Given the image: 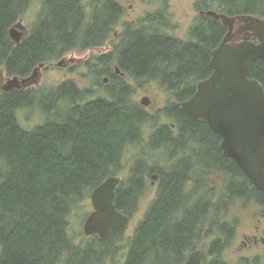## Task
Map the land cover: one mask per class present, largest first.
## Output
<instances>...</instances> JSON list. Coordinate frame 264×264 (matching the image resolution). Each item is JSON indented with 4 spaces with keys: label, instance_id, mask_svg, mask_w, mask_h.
Instances as JSON below:
<instances>
[{
    "label": "trees",
    "instance_id": "obj_1",
    "mask_svg": "<svg viewBox=\"0 0 264 264\" xmlns=\"http://www.w3.org/2000/svg\"><path fill=\"white\" fill-rule=\"evenodd\" d=\"M31 1L0 0V69L6 76L26 78L40 65L111 41L110 53L85 64L102 78L100 86L105 77L110 83L104 97L90 101H85L90 91L72 81L47 90H0V264H106L122 231L76 245L68 218L96 187L125 171V155L141 146L144 126L156 130L118 185L116 209L131 217L147 178L155 174L158 186L124 264H183L204 238L221 237L219 252L234 236L229 209L251 205L254 190L240 168L223 157L221 139L206 122L189 121L180 104L211 76L212 53L227 34L222 22L206 13L264 21V0H198L187 41L163 32L169 27V0H162L159 12L125 24L117 38L113 32L123 16L117 2L90 0L84 6L81 0H42L36 23L17 45L8 32ZM248 78L264 91V61L251 64ZM126 79L139 86L156 83L175 104L148 114L132 101ZM36 105L52 119L26 131L17 111ZM160 116L168 124L157 128ZM217 254L201 264H227Z\"/></svg>",
    "mask_w": 264,
    "mask_h": 264
},
{
    "label": "water",
    "instance_id": "obj_2",
    "mask_svg": "<svg viewBox=\"0 0 264 264\" xmlns=\"http://www.w3.org/2000/svg\"><path fill=\"white\" fill-rule=\"evenodd\" d=\"M207 17L221 21L227 34L220 46L212 53L211 76L196 86L194 95L180 104V109L191 122L204 121L209 129L221 139L220 149L226 159L232 160L242 171L248 183L257 191L264 190V91L255 80L248 78L251 64L264 61V21L259 18H229L215 12H207ZM243 23L247 29V40L232 43L236 23ZM9 38L20 44L25 34L13 27ZM60 62L58 66H61ZM38 70L25 79L12 78L2 82L0 90L9 93L22 90L38 77ZM119 75L118 70L116 69ZM107 80H104L106 83ZM150 100L142 98L143 107ZM152 179L156 181V176ZM119 177H109L90 194L93 208L85 219L83 233L87 237L106 239L111 231H124L129 217L120 213L115 206ZM223 244L221 237L214 238L206 253L196 249L189 254L183 264H201L204 257L213 258ZM206 255V256H205Z\"/></svg>",
    "mask_w": 264,
    "mask_h": 264
},
{
    "label": "rangeland",
    "instance_id": "obj_3",
    "mask_svg": "<svg viewBox=\"0 0 264 264\" xmlns=\"http://www.w3.org/2000/svg\"><path fill=\"white\" fill-rule=\"evenodd\" d=\"M105 1V0H104ZM117 2L123 9V16L120 23L116 26L113 37L117 38L123 31L124 25L136 22L139 19L146 17L148 14H155L163 9L162 0H111ZM198 0H169L166 8V14L168 15V28L163 30L167 35L187 41L189 29L192 27L198 13L195 10V4ZM90 0H81L84 6L89 4ZM42 9V0H32L25 13L18 19L17 23L13 26L19 31L25 34V37L29 35L31 28L36 23L39 14ZM12 28V27H11ZM10 28V29H11ZM247 29L244 28L243 23H236L233 32L232 43H237L243 40H247ZM112 51V43L108 41L103 47L88 50L85 52L74 51L63 57L62 59L54 62L51 65H47V68L39 70V77L25 86L22 90H47L56 88L65 81L74 82L81 90L90 91L85 101H90L99 97L105 96V87L109 85L108 77H105L107 82H102L98 79L95 73L89 71L85 64L87 62H93L95 58L106 55ZM61 66H58L59 63ZM2 73V82L5 83L8 79L4 70L0 69ZM129 86L134 90L132 95V101L140 104L142 98L147 97L150 100V105L143 107L145 111L150 115L158 114L168 105H174V101L170 100V96L162 90L156 83H147L141 86L126 79ZM162 115V114H160ZM19 125L26 131H31L35 127L42 125L48 117L45 116L42 110L36 106L32 108H23L17 111L16 114ZM49 119H52L51 117ZM168 124L167 120L160 116L157 122V128ZM156 130V127L144 126L143 142L141 146L133 147L128 150L125 155V171L118 177L120 182L127 179L128 172L133 166L135 161L139 160L138 155L144 149L146 152L147 141ZM143 151V150H142ZM158 157L159 155H154ZM161 160V156L155 158ZM152 165V164H151ZM151 178H147L146 190L139 199L138 208L134 215L129 217V223L127 228L122 231V241L116 245V251L114 255L107 260L106 264H124L129 251L130 240L133 236L134 230L137 225L143 220L146 212L148 211L157 191V181ZM157 180V179H156ZM218 181V179H217ZM93 211L90 198L85 202L74 208L68 218L69 222V236L73 239L76 245H83L88 241V238L83 234V224L85 219ZM256 208L252 205L243 206L237 203L234 207L230 208L227 213V218L234 221L235 231L234 236L230 243L224 246L219 252L218 256L227 264H251V256L256 253L255 249L250 247H244V237H250L255 233V219L254 214ZM261 226H264L262 221ZM204 238L200 241L197 249H201L204 252L207 251L209 243L214 239ZM60 264H63L62 262Z\"/></svg>",
    "mask_w": 264,
    "mask_h": 264
},
{
    "label": "flooded vegetation",
    "instance_id": "obj_4",
    "mask_svg": "<svg viewBox=\"0 0 264 264\" xmlns=\"http://www.w3.org/2000/svg\"><path fill=\"white\" fill-rule=\"evenodd\" d=\"M116 75H118L117 72ZM170 127L174 129V125H170ZM156 178V181L158 182V177L156 176ZM253 190L254 195L251 205L256 208V212L254 214L255 233L252 234L250 237L245 236V241L242 242V245L244 247H250L252 249H255L256 251V253L251 256V264H264V226H261L262 221H264V190L257 191L256 189H254V187ZM217 253L218 250L215 255Z\"/></svg>",
    "mask_w": 264,
    "mask_h": 264
},
{
    "label": "bare ground",
    "instance_id": "obj_5",
    "mask_svg": "<svg viewBox=\"0 0 264 264\" xmlns=\"http://www.w3.org/2000/svg\"><path fill=\"white\" fill-rule=\"evenodd\" d=\"M12 28H13V27H12ZM26 37H27V36H26ZM26 37H25V38H26ZM10 40H11V39H10ZM11 41H12V40H11ZM12 42H13V41H12ZM42 68H47V67H46V65H40V66H39L38 68H36V69H39V70H40V69H42ZM36 69H35V70H36ZM39 70H38V77H39ZM115 71H116V70H115ZM0 73H1V72H0ZM1 74H2V73H1ZM32 74H33V72H32ZM32 74H31V75H32ZM31 75H30V76H31ZM30 76H29V77H30ZM38 77H37V78H38ZM13 78H15V77H13ZM26 78H28V77H26ZM37 78H36V79H37ZM10 79H12V78H10ZM18 79L20 80V79H25V78H18ZM36 79H34L33 81H35ZM33 81H31V82H33ZM31 82H30V83H31ZM30 83H29V84H30ZM22 89H23V88H22ZM20 90H21V89H20ZM251 186H252V185H251ZM252 187H253V186H252ZM89 198H90V197H89ZM82 230H83V227H82ZM82 232H83V231H82ZM83 234H84V233H83ZM84 236H85V234H84ZM86 237H87V236H86ZM215 238H216V237H215ZM222 240H223V239H222ZM221 246H222V245H221ZM219 248H220V247H219ZM219 248H218V249H219ZM218 249H217V250H218ZM202 251H203V250H202ZM203 252H204V251H203ZM216 252H217V251H216ZM187 258H188V257H187Z\"/></svg>",
    "mask_w": 264,
    "mask_h": 264
}]
</instances>
